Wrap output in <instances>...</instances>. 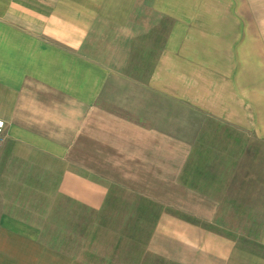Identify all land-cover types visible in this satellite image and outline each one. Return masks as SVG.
<instances>
[{"label": "crops", "instance_id": "crops-1", "mask_svg": "<svg viewBox=\"0 0 264 264\" xmlns=\"http://www.w3.org/2000/svg\"><path fill=\"white\" fill-rule=\"evenodd\" d=\"M0 119V264H264V0H0Z\"/></svg>", "mask_w": 264, "mask_h": 264}, {"label": "rangeland", "instance_id": "rangeland-1", "mask_svg": "<svg viewBox=\"0 0 264 264\" xmlns=\"http://www.w3.org/2000/svg\"><path fill=\"white\" fill-rule=\"evenodd\" d=\"M135 58L137 57H132V59ZM36 187L37 190L35 199H25L21 201L20 212L23 213L21 218L34 222L43 227V229L48 227V231H42L41 238L57 247H61L63 245V249L66 250L65 247H67V243L71 244V246L73 245L72 243L74 242H72V240H74L73 237L75 233L60 231V225H63L61 220H64L65 218L67 220L69 218L68 214L76 212L77 210L73 205H67V203L63 202V199L57 196L54 183L47 186L40 184L36 185ZM83 218L85 231L83 233V239H81L84 244V253H86V251H89L91 247V215L84 211ZM111 236L113 237L109 241L105 238L101 239V248L108 249L109 245L112 254L113 252L118 251L116 254L117 256L115 255V259H91L89 256L85 255L84 257L87 258L85 260L91 262V264H171L167 261L146 254L139 243L137 244V248H128L127 252L129 254L127 253L128 256L125 257L122 253L124 252V249L128 247L126 241L124 239L118 240V238L114 237V234ZM71 250H74V247H71ZM78 251H80V248ZM131 251H133L136 255H131Z\"/></svg>", "mask_w": 264, "mask_h": 264}, {"label": "built area", "instance_id": "built-area-1", "mask_svg": "<svg viewBox=\"0 0 264 264\" xmlns=\"http://www.w3.org/2000/svg\"><path fill=\"white\" fill-rule=\"evenodd\" d=\"M3 125H4V122H3V120L2 119H0V131L2 130V128H3Z\"/></svg>", "mask_w": 264, "mask_h": 264}]
</instances>
